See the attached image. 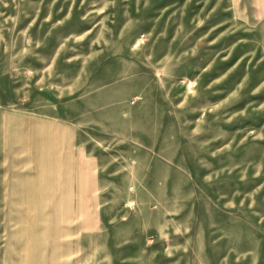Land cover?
<instances>
[{"label": "rangeland", "instance_id": "374dc122", "mask_svg": "<svg viewBox=\"0 0 264 264\" xmlns=\"http://www.w3.org/2000/svg\"><path fill=\"white\" fill-rule=\"evenodd\" d=\"M0 264H264V0H0Z\"/></svg>", "mask_w": 264, "mask_h": 264}]
</instances>
